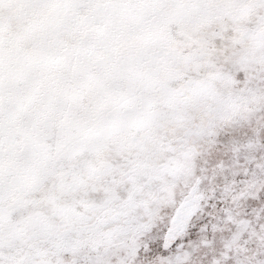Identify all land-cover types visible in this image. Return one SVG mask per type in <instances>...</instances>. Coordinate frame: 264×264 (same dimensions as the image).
Listing matches in <instances>:
<instances>
[{
	"label": "snow or ice",
	"instance_id": "6c2138e0",
	"mask_svg": "<svg viewBox=\"0 0 264 264\" xmlns=\"http://www.w3.org/2000/svg\"><path fill=\"white\" fill-rule=\"evenodd\" d=\"M0 264H264V0H0Z\"/></svg>",
	"mask_w": 264,
	"mask_h": 264
}]
</instances>
